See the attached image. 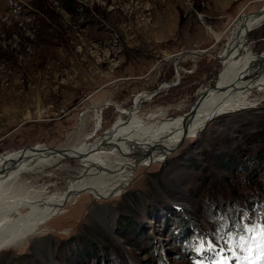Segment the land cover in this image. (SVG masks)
Masks as SVG:
<instances>
[{
    "label": "rangeland",
    "instance_id": "1",
    "mask_svg": "<svg viewBox=\"0 0 264 264\" xmlns=\"http://www.w3.org/2000/svg\"><path fill=\"white\" fill-rule=\"evenodd\" d=\"M262 9L264 0H0V156L65 148L85 114L89 134L102 115L85 144L121 110L140 128L161 110L171 122L190 115L246 54L262 55L264 21L233 64L220 59L236 24ZM263 96L140 167L119 195L71 198L45 233L0 251V264H227V254L254 264L264 252ZM78 168L65 160L20 181L61 194Z\"/></svg>",
    "mask_w": 264,
    "mask_h": 264
},
{
    "label": "bare ground",
    "instance_id": "2",
    "mask_svg": "<svg viewBox=\"0 0 264 264\" xmlns=\"http://www.w3.org/2000/svg\"><path fill=\"white\" fill-rule=\"evenodd\" d=\"M261 11V14L247 16L244 19L248 20L236 24L228 37L227 48L220 56L223 64L235 62L241 53L243 37L264 21V9ZM222 38L217 36L218 41ZM177 76L178 79L181 77V69ZM219 84L214 95L206 101L201 97L190 115L179 117L175 122L168 120V110H161L154 114L147 127L140 128L136 112L126 114L121 110L117 123L108 134L85 144L96 136L102 120L101 113H96L95 131L85 133L87 125L84 119L88 117L85 114L81 119L80 133L69 139L63 153L37 147L35 151L0 156V229L3 227L0 230V251L20 245L29 236L45 233L41 225L59 214L71 198L82 193L95 199L119 195L131 184L140 167L149 166L153 161L167 160L182 140L197 137L212 119L235 110L248 109L253 92L264 94V52L260 57L251 52L246 54L236 67L224 74ZM126 116L130 117L129 121L124 120ZM70 159L77 161L79 168L78 176L69 181L66 192L51 193L46 187L35 189V186L20 181L24 174L39 175ZM18 187L21 193L16 194ZM25 210L27 212L24 213ZM227 255L229 261L234 259L231 254ZM263 260L264 252L256 254L253 263L259 264ZM233 264H239V261Z\"/></svg>",
    "mask_w": 264,
    "mask_h": 264
},
{
    "label": "water",
    "instance_id": "3",
    "mask_svg": "<svg viewBox=\"0 0 264 264\" xmlns=\"http://www.w3.org/2000/svg\"><path fill=\"white\" fill-rule=\"evenodd\" d=\"M263 11H259L258 13H254V14H261ZM204 54V52H202V53H199L198 51H193V52H191V55L192 56H194V55H196L197 56V58H199V57H201L202 55ZM219 58V56L217 57V59ZM181 59V55H174V56H172L171 58H170V60L171 61H175L176 63H178L179 62V60ZM181 80V77L178 79V81H180ZM165 87V86H164ZM196 105H198V102L196 103ZM109 106H115L114 104H110ZM196 107V106H195ZM185 140V139H184ZM184 140H182V142L181 143H183L184 142ZM180 145H182V144H180ZM180 145L178 146V147H180ZM35 147H26V148H23L22 150L23 151H35ZM55 149V151H58V152H61V153H63V152H65L66 150H65V148H59V149H56V148H54ZM49 239L51 238L50 236L48 237ZM49 242H50V247H51V240H49Z\"/></svg>",
    "mask_w": 264,
    "mask_h": 264
}]
</instances>
